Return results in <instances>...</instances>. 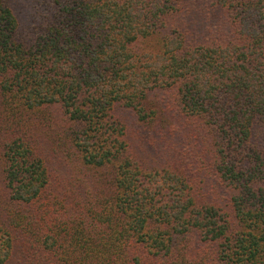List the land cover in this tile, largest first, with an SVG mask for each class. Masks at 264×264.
Returning <instances> with one entry per match:
<instances>
[{
	"label": "trees",
	"instance_id": "1",
	"mask_svg": "<svg viewBox=\"0 0 264 264\" xmlns=\"http://www.w3.org/2000/svg\"><path fill=\"white\" fill-rule=\"evenodd\" d=\"M38 1L21 39L0 0V264H264V0H207L202 37L183 0Z\"/></svg>",
	"mask_w": 264,
	"mask_h": 264
},
{
	"label": "rangeland",
	"instance_id": "2",
	"mask_svg": "<svg viewBox=\"0 0 264 264\" xmlns=\"http://www.w3.org/2000/svg\"><path fill=\"white\" fill-rule=\"evenodd\" d=\"M207 0H183L182 1V9L178 14H174L171 16L170 22L172 25L176 26L180 31L185 32L186 34H189L193 37L195 34H199L200 37L204 35H208L207 27L212 28L214 26L210 25H217L219 26L220 30L224 32L226 28L222 25V20L225 17L224 12L221 10H209L208 9V3H206ZM40 3L38 0H9V5L14 12L18 23H19V33L20 38H24L26 29L30 27V21L32 13L34 12L35 4ZM36 12V9H35ZM204 22H207L205 24ZM209 24V25H208ZM219 24V25H218ZM206 26V27H205ZM159 39V36H153L148 38L144 45H156L157 40ZM144 47V46H143ZM155 99V98H154ZM156 100V99H155ZM157 101V100H156ZM131 117V116H129ZM170 119H169V118ZM178 114L177 112H170L166 118V120H163V126L164 127H173L176 129V126L178 125L180 128H182L181 122L178 120ZM182 124L184 127L182 128L183 134L185 135L186 140H189V145L186 147V150L180 146L178 138H174L167 145H162V147L169 153H173L175 150H181V151H187V148H191L192 150L195 149L196 144L192 143V133L194 131V124L192 122H186L185 119H182ZM39 127V128H38ZM36 129L33 130L34 136H40L41 139H45L46 141H51L52 143V135L55 134V132L52 130V127L49 126H38ZM131 128L129 131L130 138L133 143V151L137 155V157L141 160V162L146 167L151 166H158L161 165L164 162V158H160V149H162L161 145L155 144V143H149L150 141L146 138L149 137V133L143 129L148 130L150 126H142V123L136 126L130 125ZM143 129H142V128ZM172 129V128H171ZM140 131V132H139ZM167 131H170V128L167 129ZM257 133H261L263 129L261 127L257 128ZM203 132V131H201ZM2 134V130H0V136ZM33 136V140L35 141V137ZM39 137V138H40ZM194 140V139H193ZM47 142V143H48ZM178 142V143H177ZM164 159V160H163ZM52 160V157H51ZM168 160V159H167ZM166 160V161H167ZM1 155H0V206L3 205V200L6 199V192L2 184V176L1 171H3V163H2ZM78 168V166H76ZM48 171L51 173V176L54 178L56 175H58L61 171L64 173V169L61 171H56L55 167L51 165V162H49V165H47ZM60 173V174H62ZM88 174V173H86ZM89 175L91 179L94 181L96 175L92 172H89Z\"/></svg>",
	"mask_w": 264,
	"mask_h": 264
}]
</instances>
